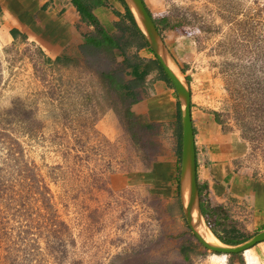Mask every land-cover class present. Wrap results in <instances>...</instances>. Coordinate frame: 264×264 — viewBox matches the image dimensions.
<instances>
[{"label": "rangeland", "instance_id": "1", "mask_svg": "<svg viewBox=\"0 0 264 264\" xmlns=\"http://www.w3.org/2000/svg\"><path fill=\"white\" fill-rule=\"evenodd\" d=\"M144 3L182 63L190 100L242 141L264 181V0ZM119 21L109 34L120 35ZM91 49L50 61L10 38L0 14V264H264L261 245L231 258L192 236L179 198L174 89L147 75L137 89L155 113L131 124L128 100L102 77L129 82V68ZM127 54L154 59L146 49ZM221 223L241 243L258 233L229 217Z\"/></svg>", "mask_w": 264, "mask_h": 264}, {"label": "crops", "instance_id": "2", "mask_svg": "<svg viewBox=\"0 0 264 264\" xmlns=\"http://www.w3.org/2000/svg\"><path fill=\"white\" fill-rule=\"evenodd\" d=\"M0 5L2 26L9 37L35 44L50 61L75 56L86 43V37L95 30L82 22L70 0H0ZM91 13L109 33L111 22L121 18L118 13L123 14L124 8L119 2L109 0L107 6H100ZM164 44L176 65L182 69L172 47ZM186 72L183 71L184 75ZM150 99L143 98L132 104L130 110L136 116L155 113L149 107ZM190 119L197 185L205 205L214 210L213 217L218 221L221 213L224 219L229 217L251 230L263 231L264 181L256 178L248 167L244 144L222 128L212 110L195 103L192 97ZM177 169V165L170 164V171L175 175ZM260 245L264 247V243L257 246Z\"/></svg>", "mask_w": 264, "mask_h": 264}, {"label": "trees", "instance_id": "3", "mask_svg": "<svg viewBox=\"0 0 264 264\" xmlns=\"http://www.w3.org/2000/svg\"><path fill=\"white\" fill-rule=\"evenodd\" d=\"M115 1L119 2L124 8L123 14L118 13V15L121 17L120 21L116 23V27L120 31V35L118 36L107 33L104 30V28H102L99 25V23L91 13L92 10L97 9L100 6H107L109 0H70V2L76 8L78 14L80 15L82 22H85L87 25L93 26L95 29L94 36L86 37V43L84 44L85 47H91L92 52L99 55L102 54L100 52H105V53L108 52L112 56H118V55L122 56L123 57L122 65L126 66V68H129V74L133 77L132 81L123 82L119 80L113 72L107 73L106 75L103 74L102 77L105 80L111 81L109 83V86H112L115 89H117L119 91V95L121 96V98H123L124 100H128L126 102L127 105L124 110L125 120H128V122L133 124L136 122V120L139 121L140 118L133 114V112L130 110V107L132 104L139 102L140 100L145 98V94H143V91L138 90L137 88L141 84H143L147 75H149L153 71H156L158 75H160V79L162 81L169 84L171 88L173 87L171 86L169 79L164 74L159 62L155 58L154 53L147 44L142 32L140 31L138 25L136 24L124 0H115ZM156 27L157 30L160 32L159 27L157 25ZM131 48H135L136 50L146 49L149 53H151L154 56V59L150 61H144L141 58H138L137 56L134 55L129 56L127 53ZM68 60L71 59L59 58L53 62H62V61L67 62ZM176 121H177L176 122L177 129L176 128L175 129L177 130L176 138L178 145V160L180 161L179 146L181 143V138H180L181 124H180L179 110L177 111ZM140 126H144L146 129L153 127L152 124H146V123ZM24 177L25 176H22L21 182H23L25 185H31L28 183L29 182L28 179ZM199 197H200L202 214L205 216L207 224L211 227V230L217 236V238L221 242L227 245H237L241 243L242 241L240 237L243 235L240 234V232L237 231L235 227L231 226L229 229L220 228V226H222L221 222L222 220H224V218L221 217L222 216L221 213L218 214L221 220L218 221L216 217H213L215 212L213 209H210L207 205H205L201 190H199ZM210 221L213 223V226H211ZM181 251L183 252V249H181ZM216 256H221V254ZM230 256L232 258L235 257L236 255H230ZM184 259L188 260V257L184 255Z\"/></svg>", "mask_w": 264, "mask_h": 264}, {"label": "water", "instance_id": "4", "mask_svg": "<svg viewBox=\"0 0 264 264\" xmlns=\"http://www.w3.org/2000/svg\"><path fill=\"white\" fill-rule=\"evenodd\" d=\"M124 2L177 95L181 122L179 198L188 227L198 243L205 249L226 256L243 255L245 251L254 248L260 243H264V230L238 245H227L220 240L218 244H211L196 230L197 226L193 218L195 207L199 217L203 219L206 226L207 224L201 211L197 185L196 157L194 154L193 132L190 119V92L184 82L180 68L176 65L162 41L156 24L147 10L144 1L124 0Z\"/></svg>", "mask_w": 264, "mask_h": 264}, {"label": "bare ground", "instance_id": "5", "mask_svg": "<svg viewBox=\"0 0 264 264\" xmlns=\"http://www.w3.org/2000/svg\"><path fill=\"white\" fill-rule=\"evenodd\" d=\"M193 218L196 223V230L197 232L203 236V238L211 243V244H218L219 239L214 235V233L204 224V221L202 218L199 217L196 207L194 208ZM251 250V249H249ZM247 250V251H249ZM245 251V252H247ZM244 252V253H245ZM224 255V254H221ZM251 258V257H250ZM251 260V259H250ZM253 261V260H252Z\"/></svg>", "mask_w": 264, "mask_h": 264}]
</instances>
